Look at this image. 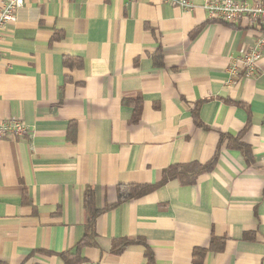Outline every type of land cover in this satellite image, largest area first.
<instances>
[{
    "label": "crops",
    "instance_id": "0c3cea01",
    "mask_svg": "<svg viewBox=\"0 0 264 264\" xmlns=\"http://www.w3.org/2000/svg\"><path fill=\"white\" fill-rule=\"evenodd\" d=\"M191 1L184 12L163 0H23L0 38V121L30 132L0 137V264H65L64 253L76 264H146L145 249L154 264H194L200 250L201 264H264V47L256 74L228 72L264 25L215 22ZM138 97L133 122L124 100ZM221 136L240 137L253 164ZM217 147L212 171L108 209L96 246L77 248L86 187L104 209L118 186L157 185Z\"/></svg>",
    "mask_w": 264,
    "mask_h": 264
},
{
    "label": "trees",
    "instance_id": "16d2710c",
    "mask_svg": "<svg viewBox=\"0 0 264 264\" xmlns=\"http://www.w3.org/2000/svg\"><path fill=\"white\" fill-rule=\"evenodd\" d=\"M59 36V35H57ZM59 38H61L59 36ZM59 38H55V40H60ZM160 55V52L156 53L154 56V59H156L157 56ZM64 64L66 67L69 69H74V68H80L82 66L81 60L66 57L64 58ZM160 65V63H157ZM124 103L126 105L130 104L134 108V116H133V122H136L138 120V117L140 115L141 111V98H135L131 101L124 100ZM237 106H240V104H235ZM243 107V106H242ZM248 111V109H247ZM194 122L195 125L198 127H201L200 121L197 119L196 113L194 115ZM247 128V127H246ZM227 140V148L230 149H235L238 150L241 155L243 156L245 163L248 166H251L253 164V154L251 149L242 143L240 141V137H237L235 139H232L230 137H220V143L223 142L224 140ZM218 156H219V147L215 150V153L213 157L211 158L210 161L207 163L200 165L196 163H190L188 165L184 166H171L168 169H166L162 173V178L160 182L157 185H151V186H141V185H122L118 186L116 188V197L117 201L111 206H108L104 209H97L95 205V196H94V190L91 187H86L83 196H82V207L84 211V236L83 238L79 241L77 244V248L80 249L85 246H96V233H95V224L97 218L105 211L108 209L117 207L123 202H126L130 199H135L139 198L150 191H152L155 187L163 185L169 180H177L181 185H191L193 184L196 179L207 172H210L214 169L217 161H218ZM215 242L212 241L211 247L212 249L216 251H221L222 246H223V240H220V246L217 245L216 247H213V243ZM129 241L128 240H119L118 245H120V250H123L127 245ZM45 254H48V252H43ZM205 251L200 250V251H194L193 253V262L194 264H201L203 257H204ZM70 254L69 253H64L61 254V257L66 260L65 264H76L82 261L80 257L77 256V258H72L69 259ZM144 258L146 260V264H154V257L149 251V249H145L144 251ZM67 260H70L69 262Z\"/></svg>",
    "mask_w": 264,
    "mask_h": 264
},
{
    "label": "built area",
    "instance_id": "2783aa9c",
    "mask_svg": "<svg viewBox=\"0 0 264 264\" xmlns=\"http://www.w3.org/2000/svg\"><path fill=\"white\" fill-rule=\"evenodd\" d=\"M163 1L184 12H191L195 7L191 0ZM22 5L23 0H3L0 11V38L2 33H5L8 27L16 21L17 11ZM202 9L215 22L235 23L247 18L251 22L264 25V1L250 4L246 1L236 0H203ZM263 47L264 40H258L252 49L242 52L237 63L228 67L229 74L233 76L243 74L245 77L256 74ZM28 134L30 132L27 125L21 121L14 119L0 121V137Z\"/></svg>",
    "mask_w": 264,
    "mask_h": 264
}]
</instances>
